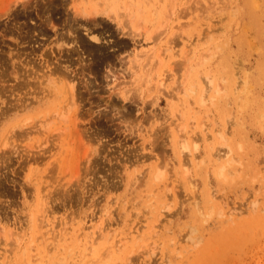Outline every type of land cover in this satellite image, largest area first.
Wrapping results in <instances>:
<instances>
[{
    "label": "rangeland",
    "instance_id": "rangeland-1",
    "mask_svg": "<svg viewBox=\"0 0 264 264\" xmlns=\"http://www.w3.org/2000/svg\"><path fill=\"white\" fill-rule=\"evenodd\" d=\"M23 2L11 9L20 19L0 17V111L18 80L8 66L30 69L16 52L25 59L34 48L35 68L57 62L64 35L63 47L95 68L75 54L84 99L81 138L68 145L92 162L76 180L58 148L43 160H0V213H10L0 217V264H264V0ZM22 118L0 122V144L15 124L36 120ZM15 137L22 149L37 138ZM36 178L48 194H36ZM99 227L102 237L86 236Z\"/></svg>",
    "mask_w": 264,
    "mask_h": 264
},
{
    "label": "bare ground",
    "instance_id": "bare-ground-1",
    "mask_svg": "<svg viewBox=\"0 0 264 264\" xmlns=\"http://www.w3.org/2000/svg\"><path fill=\"white\" fill-rule=\"evenodd\" d=\"M2 1H5V0H2ZM23 1L24 0H7V2L0 5V17L3 15H6L9 17L10 14L13 13L15 18L20 19L21 13H19L17 10L12 11L11 9H12V6L18 2L22 3L24 6V9H25L26 4ZM53 2L54 1L48 2L47 3L48 5H46V6L47 7L50 6L49 4H52V6H53ZM250 4H251V1H250ZM249 10L251 12V9H249ZM253 10H254V8H253ZM25 16L30 17V14L26 13ZM258 16L260 17V15H258ZM68 26H69L68 30L71 31L72 33H75L76 27L74 26V24L68 23ZM44 30H45L44 27H39L40 32H44ZM158 37H160V36H158ZM99 40H100V37H98L97 35H94V41L93 42L96 43V45H94L95 47H91V48L86 47V48H89L90 51H93L91 54L93 57H96L97 54L101 53V51H102L101 47H100L101 45L98 44ZM160 40H159V38L153 39V41H157L156 43H158V41H160ZM69 42H70V40L65 38L64 35L60 36L59 52L63 50L64 53L65 52L67 53L64 56V59H62V60H58L57 62H54L52 60L51 62H49L48 59L44 58V62L42 63V65H40V66L38 65V68H35V65L31 64V62H34V61H32L33 60L32 55L35 53V49L32 48L31 51L25 52L26 53L25 59H22L20 57L21 51L18 50V52H16L15 55L18 58H20V61L22 63L25 62L26 65L29 64L30 69L19 70L18 67L14 68L11 66H8V68L6 69L8 73L9 72H15V74L17 75V76H15V78L18 80L14 84H12L11 87L8 89L9 90V92L7 94L8 99L3 100L4 102L7 101L6 103H8V105H6V107L2 108L0 111V122L4 118H7L8 116H10V113H12V112H16V115L19 113L23 114V118H22L23 121L30 120L31 118L34 120V117H36V120H34V123L31 126H29L28 128H25V129H22L21 123L19 122L12 127V129L10 130L8 135L6 133V135H7L6 137L4 135L5 138L3 140V143L0 145L2 147H4L5 149H6V147L8 148V146H11L12 151L10 150V152L8 151L9 152L8 153L7 150L3 149L4 151H2V153L0 154V160H4V161L9 160L11 158V156H13V154H16L17 156L19 155L18 157L21 158V161L25 162V163L29 162L31 160H34V161H37L39 159L43 160V159H47L50 156L51 151L58 148L60 153L58 154L57 159L61 160L62 163L64 162L67 169H69L70 166H72L71 169H73V170H71V171H73V173L72 172L70 173L69 171H68V173L72 174L71 176H73L75 178L81 174L78 172L80 170V168L78 169V166H80V164L82 162H84V160L87 161V163L92 162L91 157H89V155H86L87 152H82L81 154H78V153L74 152L71 148L72 147L71 144L73 143L72 137L77 136L78 138H81V136H80V129L81 128H79V126H78L79 125L78 115H79V113L82 109V106H83L82 98L84 99V97H82L83 96L82 93H84V92L82 91V93H81V90L78 86L79 83L77 82V74L75 72H73L74 71L73 64H74V59H75L74 57L78 51L75 50V48H72V46L71 47L69 46L66 48L63 47L65 44H68ZM72 42H75V43L81 42V38L78 36V34L75 35ZM166 48L171 50L172 47L169 44V45H166ZM160 50H162V49H160ZM22 52H24V51H22ZM143 53H145V52H143ZM160 53L161 52L159 51L157 54L160 56ZM153 54L157 55L155 53H153ZM107 57H108V54H107ZM77 62H79V64L81 63V67L83 68V65L85 63H83V58L79 54V52L77 55ZM86 64H88V62H86ZM86 64L84 65V67L87 66ZM90 64L94 65V67L97 66L96 65L97 62H94L93 59H92V62H90ZM12 66H15L14 62H12ZM88 67H90L89 64H88ZM85 68H87V67H85ZM87 69H89L92 72L95 68H92L93 70L91 69V67L87 68ZM142 78L145 82L150 80L148 78H145L144 76H142ZM90 84H91V82H90ZM206 89H207V87L204 88L203 91H205ZM140 91H142V88H140ZM4 93H5L4 91L0 90V98L1 99L3 98ZM202 97H204V95H202ZM124 98H128V95H124ZM109 101H111V100H109ZM1 103H3V102H1ZM113 105H114V103H113ZM79 117H80V115H79ZM1 125H2V123H1ZM15 127L20 128V130H17L18 131L17 132ZM98 131L97 132L95 131V132L98 133ZM99 133H101V132H99ZM32 135H36V137H37L35 139L34 143L29 144V145H25L23 149L21 147H19V145L14 143V141L16 140L15 136H17V137L21 136V137H24L25 139H27L28 141H30L33 139ZM92 135H94V134H92ZM10 139H11V141H10ZM176 141L178 144L179 143L181 144V146L179 147V149H180V151H179L180 152V163H181V165L187 167V165H188L187 161L188 160L186 159V157L189 155V148H188V145L186 142V138L184 136L182 137L180 134H178V135H176ZM10 143H11V145H9ZM80 143H81V140L77 143V145H80ZM68 145H70L71 147H68ZM2 147H0L1 148L0 150H2ZM95 148H96V150L94 152H96L98 149L97 147H95ZM183 149L187 150V152L182 153ZM54 152H57V150ZM193 154L194 153H192V152L190 153L191 156H194ZM82 156H84V157H82ZM11 160H12V158H11ZM7 163H6V165H7ZM10 163H9V165H10ZM0 164H2V162ZM81 165H83V164H81ZM88 167H90V166L87 165L86 170L88 169ZM76 173H78L79 175L77 176ZM30 176H32V175L31 174L27 175L28 179H30V181H31L33 178L31 179ZM3 177L6 179L5 176H3ZM0 178H1V176H0ZM78 178H80V177H78ZM78 178H76V180ZM1 180H3V178ZM78 180H80V179H78ZM30 181H28V182L30 183ZM35 181H37V178ZM38 181L35 182L36 188L34 190H36V192H37L36 194L41 195V189L42 188H44V190L46 188V190L48 192L49 189H47L48 188L47 185L43 186L41 184V181H39V182ZM129 181L130 182L128 184L132 185L133 181L131 182L130 176H129ZM32 182H34V179L32 180ZM39 183H40V185H39ZM49 185H50V183H49ZM1 190H3V189H1ZM46 190H45V195L48 194L46 192ZM0 192H2V191H0ZM0 195H1V193H0ZM47 197L48 196H45V199H47ZM45 202L46 201H44L42 203L43 208L46 207ZM0 204H2V202ZM3 205H5V204H3ZM9 206H10V204H9ZM0 207H3V206H0ZM3 208H0V209H3ZM8 212H9V210L3 211L2 212L3 214L0 213L1 214L0 217L2 219H5V218L8 219V217H9L8 214H10ZM61 224L63 225L64 223L62 222ZM62 227L63 226H61V229H63V230L66 229V227H63V228ZM3 230H4V228H3ZM53 230H55V229L53 228ZM1 231H2V229L0 230V232ZM105 231H106L105 227H99L98 229L94 230L93 233L90 232L91 234L88 233V235H86V236L90 237L92 240H96V238L102 237L103 234L105 233ZM2 235L0 236V238L2 237ZM59 235L60 234H57L55 232L53 234V237H57ZM15 248H17V245H15ZM15 248L13 246L12 249L10 250V252L8 254H5V255L8 257L15 255V250H14ZM33 256L34 255L31 253L30 257H33Z\"/></svg>",
    "mask_w": 264,
    "mask_h": 264
}]
</instances>
